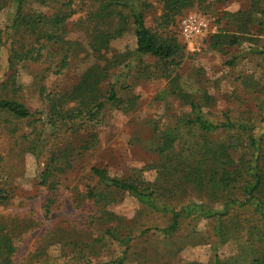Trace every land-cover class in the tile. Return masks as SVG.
<instances>
[{
    "label": "rangeland",
    "instance_id": "1",
    "mask_svg": "<svg viewBox=\"0 0 264 264\" xmlns=\"http://www.w3.org/2000/svg\"><path fill=\"white\" fill-rule=\"evenodd\" d=\"M94 6L97 5L95 0ZM145 1L146 26L153 31L159 28L162 14L160 0ZM253 0H212L209 8H192L177 17L168 33L175 35L180 45L178 67H171L168 78L162 75L161 63L150 56H142L134 64L133 71L125 78H113V74L124 75L120 69L112 70V79L118 82L120 97L126 100L136 97L132 107L106 105L104 113L92 127L71 128L61 138L54 137L53 128L42 131L40 117L48 114L42 103L39 90L43 74L39 65L20 67L18 82L23 86L22 100L34 114V131L30 121H18L0 115V189L8 191L9 200L0 202V225L6 227L14 240L16 252L14 264H101L123 256L124 248L106 232L114 223L101 218L98 207L84 198L90 168L99 166L107 169L113 177L127 178L142 173L147 182H159L160 170L156 167L160 158L151 148L158 142L161 130L179 127L189 112L172 96L173 87L189 94L207 92L212 98L211 107L204 110L210 117L229 114L232 119L248 121L264 132V33L253 29L245 34L243 43L223 51L213 50L209 45L211 36L224 33L240 35L236 23L229 22V14L245 11ZM66 0H51L45 5V13H52ZM41 9V8H39ZM16 4L9 2L0 11V28L13 24ZM83 13H78L66 26L67 38H82L74 23ZM199 15L209 22L208 31L200 35L192 45L181 34V20L188 15ZM12 40L0 42V85L9 75V49ZM136 47V38L128 30L113 40L106 56L113 59L118 53H129ZM57 59V58H56ZM136 61V57L133 58ZM100 62L89 53H80L71 59V65L62 75H47L48 91L71 88L81 75L93 64ZM104 65V63H102ZM46 68V66H45ZM124 80V82L122 81ZM259 83V89L253 88ZM101 96L108 93V82L101 87ZM179 95V94H178ZM4 97V95L2 94ZM7 97H12L11 93ZM261 103V104H260ZM7 121V122H5ZM71 125H74L71 123ZM5 127V128H4ZM17 128L9 132V128ZM96 142L92 149L84 151L81 146L90 141L92 132ZM43 132V133H42ZM38 147L36 154L32 149ZM65 153L59 165L70 166L63 174H55L50 188L41 185L40 174L45 170L48 149ZM45 147L47 149H45ZM164 187L165 184H162ZM206 204L220 207L188 191L184 203ZM49 209L48 213H46ZM116 215L125 231H134L132 242L126 252L124 264H214L215 258L222 261L232 259L240 252L236 235L228 237L226 243L218 244L210 221L187 219L181 230L171 236L158 232L169 223L167 217L144 209L133 197L123 195L106 207L103 214ZM145 229L151 232L143 234ZM128 233V232H127Z\"/></svg>",
    "mask_w": 264,
    "mask_h": 264
},
{
    "label": "trees",
    "instance_id": "2",
    "mask_svg": "<svg viewBox=\"0 0 264 264\" xmlns=\"http://www.w3.org/2000/svg\"><path fill=\"white\" fill-rule=\"evenodd\" d=\"M49 1L0 0V11L9 2L16 4L13 24L7 29L0 28V42L4 38L12 40L10 75L6 83L0 85V115L8 117L6 120L9 116L20 122L28 120L34 131H39L34 125V114L21 101L23 86L18 82L20 67L39 65L43 71L39 79L41 100L49 112L39 121L42 131L53 128L56 133L53 136L57 138L75 126L79 129L92 127L100 121L107 104L116 107L136 104V97L127 100L120 97L119 90H126L129 86L117 89L118 82L112 76L124 77L126 82V75H131L137 58L138 61L142 56L156 59L163 66L161 74L168 78L171 67L182 63L177 59L180 53L178 40L167 32L168 29L186 10L195 7L206 9L212 2L160 0L159 28L164 30L160 32L146 26L144 0H95L96 6L92 0H66L62 4L57 2L59 7L48 15L45 5ZM79 12L83 14L74 26L83 39H69L66 26ZM228 17L230 23H236L240 35L218 33L211 36L209 45L213 50L223 51L226 45L232 48L243 43L244 35L251 34L253 29L264 33V0H253L249 9ZM128 30H132L136 38L134 51L108 58L106 54L111 42ZM82 52L93 55L100 62L90 66L71 88L48 91L45 72L47 75L64 74L71 65V59ZM135 57L136 61L133 60ZM117 68L126 73L119 77L118 74L112 75V70ZM105 82H108V93L103 97L100 91ZM177 86L173 87L171 94L177 96L189 112L174 131L168 128L170 126L161 130L158 142L151 147L160 158L156 167L161 172L159 182L145 181L142 173L119 178L111 176L105 168H90L83 196L98 207L101 218L114 223L106 234L124 248L123 256L101 264H124L133 239L134 231L122 229L119 217L111 212V216L103 214L107 206L118 202L123 195L133 197L147 211L167 217V226L158 229L164 236L180 231L184 221L190 218L210 221L218 244H224L228 237L236 235L234 240L238 250L240 248L248 255L238 252L237 256L223 261L216 257L214 264H264V132L260 134L250 120L232 119L227 113L222 117H210L204 109L212 106L210 101L213 97L203 90L197 94H189L182 89L178 91ZM252 87L259 89V83ZM9 93L12 97H7ZM261 103L264 110V101ZM8 131L16 132L17 128L10 127ZM91 132L90 141L81 146L84 151L92 149L97 140L93 130ZM37 149L36 146L32 151L38 154ZM48 153L40 183L50 188L54 175L65 173L70 166L68 163L59 165L60 160H65L66 152L53 146ZM190 189L201 198L219 203L220 207L184 203ZM9 195L8 191L0 189V202L8 201ZM6 230L0 225V264H14L16 247ZM151 231L145 229L143 234Z\"/></svg>",
    "mask_w": 264,
    "mask_h": 264
},
{
    "label": "built area",
    "instance_id": "3",
    "mask_svg": "<svg viewBox=\"0 0 264 264\" xmlns=\"http://www.w3.org/2000/svg\"><path fill=\"white\" fill-rule=\"evenodd\" d=\"M208 29V20L199 15H188L181 20V34L190 45Z\"/></svg>",
    "mask_w": 264,
    "mask_h": 264
}]
</instances>
